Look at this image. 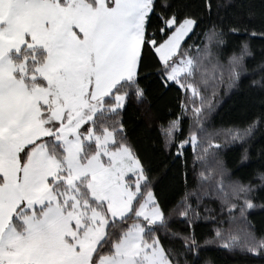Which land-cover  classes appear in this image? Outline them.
Instances as JSON below:
<instances>
[{
  "label": "snow or ice",
  "instance_id": "6c2138e0",
  "mask_svg": "<svg viewBox=\"0 0 264 264\" xmlns=\"http://www.w3.org/2000/svg\"><path fill=\"white\" fill-rule=\"evenodd\" d=\"M257 209L264 0H0V264H264Z\"/></svg>",
  "mask_w": 264,
  "mask_h": 264
},
{
  "label": "trees",
  "instance_id": "16d2710c",
  "mask_svg": "<svg viewBox=\"0 0 264 264\" xmlns=\"http://www.w3.org/2000/svg\"><path fill=\"white\" fill-rule=\"evenodd\" d=\"M242 39H244L243 36L235 37L232 39V43L235 44L237 40ZM260 59L261 47L259 42L257 41L255 43L254 59H249L247 61L249 68H253L260 61ZM251 78L252 77H249V79ZM247 83L248 80H245L244 85L240 91L231 92L224 96L223 106L220 109L221 114L227 115L230 112L243 110L244 106L249 105L252 102L251 99L245 94ZM171 95L173 94H170L169 97L165 98L153 97L152 111L158 113L160 111H163L166 105L170 107ZM124 119L129 124L132 136L138 139L142 147L151 151L152 144L156 141L159 134L158 124L160 122L157 121L156 124H152L151 122L146 123L144 109L141 107H130L127 113L124 114ZM217 120H219V117H217ZM228 159L229 167L231 168V161L236 159V152L233 151L229 153ZM172 179L173 178L171 173L166 174L162 172L159 177L160 184L164 187L170 185L172 183ZM253 220L254 222L264 220V212L259 211V209L255 210ZM219 260L220 264H249V261L245 257L241 255L233 256L232 254L226 252L219 254ZM254 264H260V262L255 261Z\"/></svg>",
  "mask_w": 264,
  "mask_h": 264
}]
</instances>
